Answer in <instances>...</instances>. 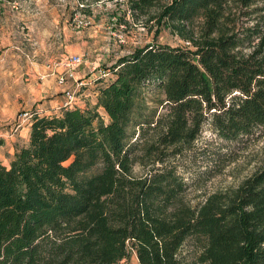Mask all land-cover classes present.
<instances>
[{
  "label": "trees",
  "instance_id": "16d2710c",
  "mask_svg": "<svg viewBox=\"0 0 264 264\" xmlns=\"http://www.w3.org/2000/svg\"><path fill=\"white\" fill-rule=\"evenodd\" d=\"M126 1L153 41L93 108L35 115L0 163V264H264V163L195 205L187 176L207 128L264 136V0Z\"/></svg>",
  "mask_w": 264,
  "mask_h": 264
},
{
  "label": "rangeland",
  "instance_id": "374dc122",
  "mask_svg": "<svg viewBox=\"0 0 264 264\" xmlns=\"http://www.w3.org/2000/svg\"><path fill=\"white\" fill-rule=\"evenodd\" d=\"M126 0H104L92 6L77 0H7L0 3V163L7 166L17 146L29 137L25 126L15 130L21 112L42 108L48 114L65 102L67 91L76 92L74 107L93 108L103 77L122 56L151 43L154 32L134 23ZM82 20L78 28L74 19ZM160 42L185 45L163 31ZM73 55L83 57L77 82L59 83L63 73L56 64ZM82 82L81 87L77 83ZM150 96V95H149ZM53 106V107H52ZM198 165H187L192 204L208 195L235 188L264 163V136L232 143L206 129L197 143ZM205 162L208 167L202 165ZM142 169L136 167V173ZM122 264H140L133 253Z\"/></svg>",
  "mask_w": 264,
  "mask_h": 264
},
{
  "label": "built area",
  "instance_id": "2783aa9c",
  "mask_svg": "<svg viewBox=\"0 0 264 264\" xmlns=\"http://www.w3.org/2000/svg\"><path fill=\"white\" fill-rule=\"evenodd\" d=\"M74 22L78 28H83L84 23L82 20H78V17L74 19ZM83 57L81 55H73L71 57H67L65 59H60L56 64L57 67H60L63 70V73L59 76V83L65 84L68 81L77 82L76 73L78 67L82 64ZM83 85L82 82L77 83V87H81ZM65 102L62 104V107H71L73 106L76 100V92L75 91H67L65 94ZM42 108H39L35 111L26 110L20 113L18 121L15 125V130H21L25 126L30 127L31 121L35 115L42 112Z\"/></svg>",
  "mask_w": 264,
  "mask_h": 264
},
{
  "label": "crops",
  "instance_id": "0c3cea01",
  "mask_svg": "<svg viewBox=\"0 0 264 264\" xmlns=\"http://www.w3.org/2000/svg\"><path fill=\"white\" fill-rule=\"evenodd\" d=\"M52 107H53V106H52ZM28 131L30 132V129H29ZM1 164L6 165L5 163H1Z\"/></svg>",
  "mask_w": 264,
  "mask_h": 264
}]
</instances>
